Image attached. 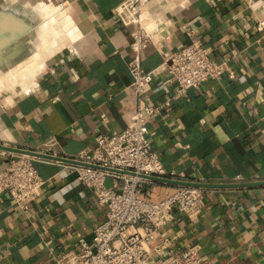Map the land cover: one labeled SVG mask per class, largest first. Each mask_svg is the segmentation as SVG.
I'll return each mask as SVG.
<instances>
[{"label": "crops", "instance_id": "crops-1", "mask_svg": "<svg viewBox=\"0 0 264 264\" xmlns=\"http://www.w3.org/2000/svg\"><path fill=\"white\" fill-rule=\"evenodd\" d=\"M39 1L47 0H0V13L27 21L18 9ZM49 1L73 5L66 16L71 37L47 56L35 87L13 95L8 105L0 98V144L51 146L61 156L94 147L98 134L121 131L136 111L130 87L136 62L152 70L199 40L212 59L227 60L231 69L177 98V86L163 83L165 74L155 77L145 100L172 105L151 120L149 139L168 174L148 188L159 200L182 182L226 186L206 187L193 219L175 211L161 228L169 242L164 255L198 244L212 264H264V184L248 185L264 181V27H258L264 0H148L146 24L158 26L140 53L131 46L134 27L115 12L123 0ZM27 34L18 55L17 37L5 32L0 72L23 56L31 41ZM11 153L0 149V171ZM69 164L36 161L46 182L28 210L8 193L0 195V264H58L80 237L92 241L107 205Z\"/></svg>", "mask_w": 264, "mask_h": 264}, {"label": "built area", "instance_id": "built-area-1", "mask_svg": "<svg viewBox=\"0 0 264 264\" xmlns=\"http://www.w3.org/2000/svg\"><path fill=\"white\" fill-rule=\"evenodd\" d=\"M147 1L123 0L115 10L122 22L134 27L131 46L138 53L152 40L158 26L146 24ZM258 27L263 28L264 21ZM230 69L227 60L212 59L210 48L199 40L171 52L152 70L145 69L140 59L136 62L131 68L130 87L137 105L128 124L119 132L98 134L94 147L65 156L83 162L70 163V172L107 205V212L105 219L95 226L92 241L80 237L77 248L64 252L57 259L58 264H212L201 254L198 244L181 251L170 250L164 255L169 242L161 228L173 220L175 211L190 219L197 216L208 189L180 184L165 198L150 197L148 186L156 181L144 175L163 177L168 171L152 149L149 124L172 103L166 100L151 104L145 100V95L158 75H166L165 85L177 86L173 95L177 98L208 79H219ZM36 151L61 156L51 146ZM37 160L52 159L11 153L7 166L0 171V195L8 193L13 203L24 210L31 207L46 182L35 165ZM109 178L112 179L110 186ZM157 239L159 243L151 246Z\"/></svg>", "mask_w": 264, "mask_h": 264}, {"label": "rangeland", "instance_id": "rangeland-1", "mask_svg": "<svg viewBox=\"0 0 264 264\" xmlns=\"http://www.w3.org/2000/svg\"><path fill=\"white\" fill-rule=\"evenodd\" d=\"M68 5L69 4L61 5L59 2H51L47 0L39 1L29 8H23L21 6L18 9L23 13V17H25L27 22L30 23L34 29L32 30L33 33L31 32L29 35L31 41L27 50L23 52V56L18 57L23 58L19 59L17 62L23 63L26 58L40 56V61L37 65H35L36 61L31 63V61L29 62L28 60L27 63H25V60L23 65L27 64V69L33 67L31 70L36 73L41 71V62L46 60L48 55L54 53L59 44H63L64 41L68 40V37H71L66 17L71 11L66 10L63 12ZM35 37L36 39H34ZM29 73L30 76L35 75L33 72ZM10 75L11 72H0V98L6 97V100L15 94L25 91L21 88V85H18V83L15 87L12 86L13 81L11 80ZM6 104L8 105V102Z\"/></svg>", "mask_w": 264, "mask_h": 264}, {"label": "water", "instance_id": "water-1", "mask_svg": "<svg viewBox=\"0 0 264 264\" xmlns=\"http://www.w3.org/2000/svg\"><path fill=\"white\" fill-rule=\"evenodd\" d=\"M34 28L30 23L22 19L19 15L15 16L13 14H6V13H0V47L4 45V43L7 41L8 37H5V32L8 30L17 37V53L20 54L21 50H24V47L21 49V44H23L24 40H21V36H24L25 34L29 33ZM1 150H6L14 153H21V154H28L31 156L41 157V158H47L62 162H69V163H83L81 161L68 158L65 156H57L52 155L48 153H42L38 152L33 149L28 148H22V147H14L9 145L0 144ZM117 170V169H114ZM150 179L158 181H164L165 178L158 177V176H149ZM181 184H190V185H196V186H202V187H217V186H226L224 184H208V183H200V182H182ZM264 184V181L256 182V183H249L248 185H262ZM247 185V184H246ZM232 186V185H230Z\"/></svg>", "mask_w": 264, "mask_h": 264}, {"label": "bare ground", "instance_id": "bare-ground-1", "mask_svg": "<svg viewBox=\"0 0 264 264\" xmlns=\"http://www.w3.org/2000/svg\"><path fill=\"white\" fill-rule=\"evenodd\" d=\"M69 3V2H68ZM72 8H73V5L72 4H69L65 9H64V11L63 12H65L66 10H69V11H71L72 10ZM148 24H149V26L150 27H152V26H156L157 25V22L156 21H149L148 22ZM148 26V25H147ZM161 27V26H160ZM32 32V30L27 34V35H30V33ZM33 33V32H32ZM15 37V36H14ZM12 38V37H11ZM9 39V38H8ZM34 39H36V37L34 38ZM11 40H13V38L11 39ZM13 41H15V40H13ZM9 43H11V42H9ZM9 43H8V45H9ZM12 46V45H11ZM4 47V49H6L5 47L6 46H3ZM3 49V50H4ZM2 50V49H1ZM11 50H12V48H11ZM14 56V55H13ZM3 57V56H2ZM14 59V58H13ZM19 59H21V58H18V59H14V60H16L15 62H13V63H9L8 64V70H9V72H11V75H10V77H11V80L13 81V84H12V86L13 87H15V85L18 83V85H21V88H23L25 91L26 90H29V89H31V88H33V87H35L36 86V83H37V78L39 77V75L41 74V72H42V69H43V67H44V62H45V60H43L42 62H41V65H40V68H41V71L40 72H38V73H36V72H34V71H32L31 69L33 68H30V69H27L26 68V66H27V64H25V65H23V63H24V61L26 60V62L25 63H27V60L30 62L31 61V63H34V61H36L35 62V65H37V63L40 61L39 59H40V56H34V57H31V58H26L24 61H23V63L22 62H17V61H19ZM1 60V59H0ZM11 62H12V60H11ZM6 67V66H5ZM5 67H4V69H5ZM2 69H3V66H2ZM24 70V71H23ZM29 72H33V73H35V75L34 76H30V73ZM9 98V97H8ZM8 102V104H10V103H12L13 102V96H11L9 99H7L6 100V103Z\"/></svg>", "mask_w": 264, "mask_h": 264}]
</instances>
